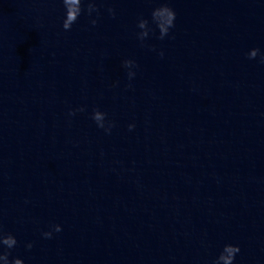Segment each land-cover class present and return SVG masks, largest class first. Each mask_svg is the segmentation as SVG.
I'll use <instances>...</instances> for the list:
<instances>
[{"label":"water","instance_id":"95a60500","mask_svg":"<svg viewBox=\"0 0 264 264\" xmlns=\"http://www.w3.org/2000/svg\"><path fill=\"white\" fill-rule=\"evenodd\" d=\"M165 3L175 27L142 46L138 20ZM97 5L95 27L85 12L65 31L62 0H0V224L19 241L12 257L213 264L232 244L235 264H264V63L248 59L264 54V0ZM52 225L62 231L45 239Z\"/></svg>","mask_w":264,"mask_h":264},{"label":"clouds","instance_id":"9594fccd","mask_svg":"<svg viewBox=\"0 0 264 264\" xmlns=\"http://www.w3.org/2000/svg\"><path fill=\"white\" fill-rule=\"evenodd\" d=\"M65 9V18L63 20V29L65 31H71L72 27L81 15L85 12L89 17L95 13L97 19H92L91 24L95 27L99 23L100 8L97 5V0H62ZM86 6V7H85ZM108 12L115 18L116 11L113 8H109ZM176 21V12L173 8L169 7L166 3L162 4L160 7L155 8L152 11L151 21L145 18H140L137 22V39L141 42L142 46L144 42L147 41L150 35H153L155 31L159 30V39L164 40L167 38L171 30L175 27ZM155 25V28L152 27ZM155 51L153 47L151 49ZM163 57L164 53L161 51L159 53ZM260 57V62L264 63V54H261L260 49H252L248 53V59L255 60L257 57ZM123 67L128 70V79L129 81L133 80L136 76V72L133 69L139 67L134 60H125L123 62ZM131 83L128 87L131 88ZM86 109L81 107L79 109L73 110L69 113L70 116H75L77 112H84ZM96 123L97 127L104 130L106 134L111 135L112 129L116 126L115 123L108 119V114L102 112L99 109H95L91 117ZM135 129V124L129 125V131ZM62 231L60 225L50 226V230L42 233L45 239H52L54 233H59ZM19 244V241L14 234L10 232H5L2 224H0V262L2 264H24L23 259L19 257H12V250H14ZM27 249L30 251L33 247V243H28L26 245ZM241 252L239 246L227 244L224 246L220 255L213 261V264H235L237 255Z\"/></svg>","mask_w":264,"mask_h":264}]
</instances>
